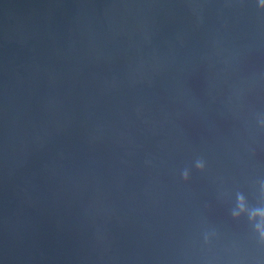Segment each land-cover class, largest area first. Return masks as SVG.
Instances as JSON below:
<instances>
[{
	"label": "water",
	"instance_id": "1",
	"mask_svg": "<svg viewBox=\"0 0 264 264\" xmlns=\"http://www.w3.org/2000/svg\"><path fill=\"white\" fill-rule=\"evenodd\" d=\"M0 264H264V0H0Z\"/></svg>",
	"mask_w": 264,
	"mask_h": 264
},
{
	"label": "clouds",
	"instance_id": "2",
	"mask_svg": "<svg viewBox=\"0 0 264 264\" xmlns=\"http://www.w3.org/2000/svg\"><path fill=\"white\" fill-rule=\"evenodd\" d=\"M198 167H201L202 165L198 164ZM184 178L187 179V173H184Z\"/></svg>",
	"mask_w": 264,
	"mask_h": 264
}]
</instances>
